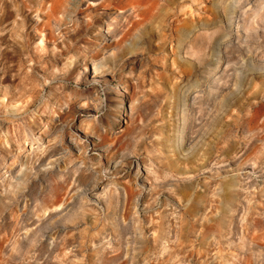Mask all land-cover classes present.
Here are the masks:
<instances>
[{"label":"clouds","instance_id":"9594fccd","mask_svg":"<svg viewBox=\"0 0 264 264\" xmlns=\"http://www.w3.org/2000/svg\"><path fill=\"white\" fill-rule=\"evenodd\" d=\"M0 264H264V0H0Z\"/></svg>","mask_w":264,"mask_h":264}]
</instances>
